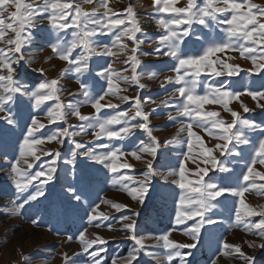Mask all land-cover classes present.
<instances>
[{
	"label": "snow or ice",
	"instance_id": "6c2138e0",
	"mask_svg": "<svg viewBox=\"0 0 264 264\" xmlns=\"http://www.w3.org/2000/svg\"><path fill=\"white\" fill-rule=\"evenodd\" d=\"M84 2L91 4L94 3V0H84ZM177 3L178 0H153V7L156 12L167 15L157 20L163 34L159 36L158 40L152 42L157 44L156 53L169 57L176 62L173 68L175 76L166 77V81L179 85L172 94L178 95L182 100L176 106V116L170 114L168 119L174 120L177 117H185L191 121L181 127L180 131H187L186 144L189 153L193 149V137L203 147L200 155L204 158L205 166L197 167L195 180L189 179L185 163L188 159L186 155L180 162L178 169L169 173V175L176 177L172 183L181 190L175 223L179 225L189 220L194 221L193 225L185 230V234L193 242L179 243L170 239L172 231L154 238L158 241L159 246L166 250L164 259L167 264H173V261L176 260H179L180 264H189L188 257L192 253L183 250L196 248L200 242L201 229L205 225L218 223L208 213L217 207L221 197L225 199L227 196L238 197L239 207L235 212L234 227L243 226L247 232L264 240V207L257 209L245 202V193L249 192L250 189H258L264 192V183L257 184L256 182L257 178L264 181V172L256 170L257 164L264 165V125L255 120L243 118L239 112L229 107L232 100L239 99L244 93L234 91L230 84H225L223 81L219 85H214L201 80L202 74L215 77H234L244 71L238 64L228 63L219 58L213 59L217 53L228 50L239 52L241 57L251 61L253 67L247 69L250 74L259 75L264 72V6L254 3L253 0H203L202 4H198L197 0H187L186 6L183 7H177ZM100 8H104L105 11L100 13ZM124 11L127 15L123 18L119 14L113 13L112 9L108 7V0H100L99 5L91 12L85 11L75 0H42V3H36L35 0H0V43L8 46L0 47V113H4L0 119L9 125L15 124L12 109L8 105L14 104L18 95H25L36 108L49 101H56L55 106L47 112L49 124L58 121L67 122L69 115H74L81 121L80 131H70L72 126L69 125V127L57 129L44 137L37 136V133L46 125L35 117L31 119V124L27 127L26 135L23 136L20 145L19 159L11 163V171L14 176L13 183L17 192L24 196L22 203L15 204L10 209L11 214H19L25 205L43 197L45 195L43 186L52 180L57 171V163L60 159L58 151L55 152L54 159L47 164L40 165V170L31 171L36 162L41 160V155H53L52 151L42 152L38 155L37 146L43 144L45 140L48 142L56 141L63 145L65 138L74 143L75 149H84L79 154L104 165L105 168L116 174L113 176V184L123 185L133 199L139 203L144 202L151 178L156 175L152 160L146 161L148 172L144 174L143 179L136 180L132 175L121 173V169H131L132 165L118 163L125 153L120 147L114 146L112 142L129 138L135 129L142 130L147 133L152 143L144 144L141 141L138 151L148 154L153 160L156 158L160 143L149 127L150 113L143 110L144 103L147 101L142 102L139 96L120 95L121 92L128 90L121 88L120 85L131 83L143 89L146 85L141 82L142 78L145 75H149V78H155L157 73L155 71L150 73L137 71L141 65L137 53L140 45L145 41L137 36L142 29L139 20L136 18L134 7L129 5ZM45 20L50 25V36L55 35L54 42H50L52 52L68 65L61 75L69 72L76 75L84 102L90 103L95 109V113L91 116L80 112V103L65 105L61 101L62 87L59 85L58 79L45 80L35 86L34 89L29 90L17 78L14 65L18 66L21 61L25 60L23 49L33 42V29ZM196 25L206 29H212L214 25L217 27L224 25L223 37L206 41L199 50L186 51V38L193 34ZM69 29L72 30L70 33L68 32ZM9 32L14 36L5 39ZM101 35H114L112 44L101 45L96 39L97 36ZM124 38L132 41L134 46L129 48ZM113 48H117L119 53H131V55H126V59L123 61L125 64H130L131 75L123 74L114 69L112 64H108L95 73V86L82 81L80 78L90 72L91 59L94 56L115 57L118 52L113 51ZM38 71L43 72L44 70L38 69ZM128 71V68L124 69L125 73ZM101 80L104 81L103 84L100 83ZM202 83L205 85L203 94L198 91ZM97 88L99 89L98 92L96 91ZM246 94L253 100H257V98L264 100V90H248ZM109 95L117 96L122 102L133 100L134 105L126 110L101 116L100 113L103 109H118L120 107L119 104L111 101L102 103ZM152 102L154 103V101ZM214 104L222 105L226 111L231 113L233 120L226 122L219 118L221 116L219 111L204 110L205 105ZM258 106L264 108V104H259V102ZM243 111L248 112L250 109L244 106ZM137 118L143 122L133 123L132 121H136ZM194 124L209 132L221 143L215 144L212 148L204 146L202 137L193 131ZM116 126L120 127L117 128ZM90 129L96 140L108 141V143L98 145L99 148L107 149V151L98 153L95 148L75 142V137L81 135L82 132L87 133ZM257 131L261 133V136L253 146L251 159L246 165V170L235 178L234 183L224 182V179H231V176L221 180L209 176V172L214 170L231 174L232 169L217 157L216 151L219 150L220 157L240 156L241 153L236 150V146L250 144L251 141L247 133ZM173 142L180 143L179 140L168 143ZM131 155L137 160L141 159L137 151L131 152ZM71 156L72 159L65 161V163L75 166L77 152H71ZM35 181H39V183L35 185L34 191H30V186H33ZM125 182L135 184L136 187H129V184ZM69 191L72 192L77 201L81 200V196L76 193L75 189L69 188ZM113 206L117 210L126 207V205L121 204ZM98 207L97 205L92 209L93 215L90 220H97L100 217L108 219L102 212L97 215ZM138 215L139 213L133 212L132 216L125 215L121 218L122 223L126 222L123 223V228L130 233L129 238L135 242L137 247L127 258H122L120 264H133V262L138 264L140 253L145 250L146 237L136 234L137 221L133 217ZM255 216H259L261 219L256 222L248 219ZM96 226L99 227L100 225ZM79 240L82 243L83 251L86 253L94 245L107 243L105 239L99 237L86 239L85 233L79 235ZM249 247L253 250L257 247L264 248V243L249 242ZM223 248L238 253L244 264H255V257L243 253L239 245H229L225 242ZM104 251L106 249L101 247L90 252L94 258V264H102L98 257ZM153 258L158 259V257ZM24 259L25 261L29 260L28 257H24ZM65 259L66 264H71L66 254ZM113 264H117V260H113ZM212 264H216V261L213 260Z\"/></svg>",
	"mask_w": 264,
	"mask_h": 264
},
{
	"label": "rangeland",
	"instance_id": "374dc122",
	"mask_svg": "<svg viewBox=\"0 0 264 264\" xmlns=\"http://www.w3.org/2000/svg\"><path fill=\"white\" fill-rule=\"evenodd\" d=\"M36 3H42V0H35ZM85 11L91 12L96 8L100 0H94V3H85L84 0H75ZM254 3L264 6V0H253ZM198 4H202L203 0H197ZM187 0H178L177 7L186 6ZM132 5L136 13V18L140 22L142 29L137 36L144 40L145 43L140 45L137 55L141 60V65L137 69L138 72L155 71L157 76L149 78L145 75L141 82L146 85L140 89L135 84L122 83L121 88H127V92H121L120 95L129 97L139 96L144 103V111L150 113L149 127L152 129L153 135L158 139L160 148L156 158L153 160L151 156L145 153H139L140 142L151 144L152 141L147 133L135 129L133 134L125 140L113 141L112 144L120 147L125 153L118 163H129L131 169H121V173H127L141 180L144 174L148 172L147 160H152L153 169L156 173L151 178L149 189L144 197V202L139 203L136 199L124 189L121 184H113L112 173L104 165L91 160L79 154L84 149H75L74 143L65 138L63 145L56 141L45 142L37 146V154L52 151V156L41 155V160L36 162L32 172L40 170L41 164H47L55 158V152L60 153V159L57 163V171L53 175L52 180L44 185L45 195L36 201L31 202L20 211L19 214H11L10 209L15 204L23 202L24 196L17 192L13 183L14 176L11 171V163L19 159L20 145L23 136L26 135V129L31 124L33 117L39 119L46 125L41 129L37 136H48L57 129L70 127V131H80L79 125L81 121L74 115H69L67 122H56L49 124L47 112L51 107L55 106L56 101H49L39 108H36L31 100L25 95H18L14 104H9L15 118V124L9 125L3 119H0V264H66L65 254L71 264H94V258L90 255L91 251H95L101 247L106 251L101 252L99 259L102 264H113V260H117L120 264L122 258H127L137 247L135 242L131 240L130 233L123 228L121 218L125 215L132 216L133 212L139 213L133 217L137 221V235L146 237L145 250L140 253L138 264H167L164 259L166 250L159 246L158 241L154 237H158L168 231H172L170 239L179 243H192L193 241L185 234V230L189 229L194 221H186L177 225L175 223V214L177 211L179 196L181 190L172 181L176 177L169 175L173 170L178 169L180 162L187 155L186 170L189 179L195 180V172L197 167H204L203 157L200 153L203 147L193 137V149L189 153L186 141L188 139L187 131L181 132V127L191 122L188 118L177 117L169 120L171 114L176 116V106L182 100L178 95H173V91L179 85L169 83L166 77L175 76L173 68L176 64L169 57L156 53L157 44L152 41L158 40L163 34V30L158 26L157 20L167 14L157 13L153 7V0H108V7L113 13L119 14L121 18L127 15L124 11ZM105 11L100 8V13ZM7 16V14H5ZM223 27L213 26L212 29L203 28V26H194L193 34L186 38V51L199 50L201 45L211 39H220L223 37ZM50 25L48 21H41L37 28L33 29V42L31 45L23 49L25 60L21 61L16 67V75L18 80L25 84L29 90L34 89L40 82L45 80L58 79L59 85L62 87L61 101L67 104L80 103V112L85 115H93L95 109L90 103L84 102L80 83L74 73H65L61 75L63 70L68 67L67 63L61 61L55 53L52 52L50 42H54L55 35L50 36ZM72 30L69 29L70 33ZM14 34H8L5 39L12 38ZM200 39H197V38ZM97 41L103 45H111L114 35H101L96 37ZM125 42L131 48L133 42L124 38ZM195 41V43H193ZM0 47H8L0 43ZM166 50V49H164ZM79 51V50H77ZM113 51L118 52L115 57L110 56H94L90 61V72L80 78L82 81L95 86V73L102 70L104 66L112 64L114 69L119 70L123 74L131 75L130 64L123 61L126 55L119 53L117 48ZM147 53V55H144ZM75 55V53H74ZM219 58L232 64L240 65L241 71L238 76L234 77H215L202 74L201 80L207 81L214 85H219L221 81L230 84L234 91L244 93L239 99H234L229 107L237 112L243 118L255 120L257 123L264 125V108L258 106L264 104V100H253L246 93L248 90H264V72L259 75L250 74L247 69L253 67L249 59L240 56L239 52L228 50L223 53H217L213 59ZM219 67V65H218ZM128 68V72L124 69ZM43 69L44 71H38ZM104 83L103 80L100 81ZM98 92L99 89L97 88ZM198 91L203 94L205 85L202 83ZM111 101L119 104L118 109H103L101 116L114 114L116 111H123L133 107L134 101L130 100L122 102L117 96L109 95L106 97L105 103ZM154 101V103L152 102ZM247 106L250 111L244 112L243 107ZM205 111H219L226 122H231L233 117L231 113L226 111L222 105H205ZM4 113H0L3 116ZM133 123L143 122L137 118ZM117 128L120 126H116ZM239 127V125H238ZM193 131L203 139V145L212 148L221 141L210 135L203 128L193 125ZM251 141L248 145H237L236 150L241 153L240 156H219V150L216 155L224 161L232 173H220L218 170L210 171L209 176H214L217 180L231 176V179H224L225 183L232 184L235 178L246 170L249 163L253 146L258 142L261 136L259 131L247 133ZM75 142L82 143L86 147L95 148L98 153L107 151V149L99 148L98 145L108 143L107 140H96L90 129L87 133L74 138ZM179 140L180 143H171L169 141ZM231 147V146H230ZM77 152L75 158V166L65 163L71 160V152ZM137 151L141 159L137 160L131 155V152ZM22 167H24L22 165ZM256 170L264 172V165L257 164ZM207 179V177H205ZM257 184L264 181L257 178ZM39 181H35L30 186V191L35 190V185ZM129 187H136L135 184L125 182ZM69 188L75 189L76 193L81 196V200L77 201ZM238 197L227 196L219 198L217 207L213 209L211 215L218 223L214 225H205L201 229L200 242L194 249H184V252H191L188 257L189 264H212L213 260L216 264H244L238 253L231 249H224L223 245L227 242L229 245H239L243 253L255 257V264H264V248L257 247L255 250L249 247V242L257 244L264 243L256 235L247 232L243 226L234 227L235 212L239 207ZM245 202L259 209L264 207V192L258 189H250L245 193ZM121 204L126 207L117 210L113 205ZM97 215L104 213L108 219L100 217L97 220H90L93 215L92 209L96 206ZM253 222L261 219L259 216L248 218ZM100 225L97 227L96 225ZM111 225V228H109ZM173 229H175L173 231ZM85 233L86 239L103 238L107 241L104 245H94L89 252L83 251L82 243L79 235ZM71 237V239H69ZM151 253V255H149ZM24 257L29 260L25 261ZM153 257H158L154 259ZM137 264V262H133ZM173 264H180L179 260L173 261Z\"/></svg>",
	"mask_w": 264,
	"mask_h": 264
},
{
	"label": "crops",
	"instance_id": "0c3cea01",
	"mask_svg": "<svg viewBox=\"0 0 264 264\" xmlns=\"http://www.w3.org/2000/svg\"><path fill=\"white\" fill-rule=\"evenodd\" d=\"M0 124H2V123H0Z\"/></svg>",
	"mask_w": 264,
	"mask_h": 264
}]
</instances>
